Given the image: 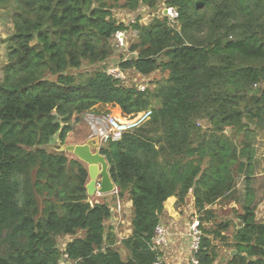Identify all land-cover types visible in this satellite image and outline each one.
Returning <instances> with one entry per match:
<instances>
[{"label": "trees", "instance_id": "obj_1", "mask_svg": "<svg viewBox=\"0 0 264 264\" xmlns=\"http://www.w3.org/2000/svg\"><path fill=\"white\" fill-rule=\"evenodd\" d=\"M8 2L16 12L0 80V264H154L164 256L152 247L170 197L176 208H195L201 238L194 257L213 264V241L225 239L229 223L203 224L215 221L211 207L234 193L237 174L245 193L237 253L226 264H264L248 139L251 127L264 130V0H126L132 10L159 11L128 25L102 0H0V7ZM117 31H131L130 56L112 67L141 77L161 70L162 82L141 91L109 74L111 66L67 72L103 62ZM98 104L127 115L151 110L141 127L100 148L118 187L111 202L125 196L130 203L118 225L107 195L88 200L82 161L46 149L54 137L65 144L71 121ZM227 129L245 141L238 146Z\"/></svg>", "mask_w": 264, "mask_h": 264}, {"label": "rangeland", "instance_id": "obj_2", "mask_svg": "<svg viewBox=\"0 0 264 264\" xmlns=\"http://www.w3.org/2000/svg\"><path fill=\"white\" fill-rule=\"evenodd\" d=\"M105 6L110 10L112 18L117 22H121L124 25H128L130 22H133L137 17H139V22L148 23L151 20L152 13H156V10L147 8L146 5L140 4L134 10L125 6L126 0H102ZM160 7V6H159ZM158 7V9H159ZM157 9V10H158ZM161 9V7H160ZM16 12V8L12 2H8L7 4L0 7V80L3 77V66L7 62V39L13 34V14ZM159 14V11L157 12ZM126 37L131 34L130 32H125ZM129 39V38H128ZM131 42L136 39H130ZM110 44L112 47V53L107 57L103 62H99L96 64H90L87 62H83L81 66L77 69H69L67 72L71 74L78 73L80 75H86L92 72L95 69L103 70L105 66H111L117 64L119 60H123L128 58L130 54H128L130 50V45L124 50H120L116 48L113 44V41L110 40ZM129 49V50H128ZM109 68V69H110ZM109 72V70H108ZM110 74V72H109ZM166 77V73L158 70L148 77H141L137 74H126L123 73V76L120 77L124 84L136 83L139 89H145L147 83H149L150 88H154L156 86V82H162ZM112 109L116 111H121L118 106H112L111 104H107V106H103L104 109H100L98 112H94L101 118V115L105 113L107 109ZM122 112V111H121ZM95 121H97L95 119ZM71 131L67 134L65 141H76L80 139H84L88 136V133H92L90 119L87 116L86 118H76L71 121ZM197 127L206 129L208 127L207 121H198ZM254 128L253 132H248L249 143L254 148L255 159L253 162L254 171L251 181L252 190L254 193V203H255V215L256 220L259 222H264V130H259L257 127ZM225 134L228 135L232 141L238 146L241 145L242 141H245V136L240 133L233 134L231 129H227ZM250 137V138H249ZM65 144L59 146V141L56 137H54L51 143L46 146L48 152H62L59 150L61 146H65ZM65 152V151H63ZM67 158L69 159H77L72 153L65 152ZM82 164L87 168V165L82 162ZM236 186L234 193L228 195V197H223L219 199L212 207L215 214V221L205 222L203 224L204 227L209 230H213L215 228V223H224L228 222V229L221 232L222 235L225 236L224 240L215 239L213 244L215 246L216 251V259L213 264H226L227 261L232 257V253L235 251L233 246V234L237 227H239V219L237 215L242 212L241 203L244 199L245 187H244V178L241 174H237L236 177ZM89 181V178L88 180ZM233 195V196H232ZM99 196H89V201L94 202L95 200L99 201ZM122 200L111 202L114 197L112 195H107L105 200L110 201V207L114 210L118 204L119 206L116 209V218L113 220H117L115 225L119 224V219L123 215L124 222L127 219V215L130 212V203L126 200L127 197L122 196ZM125 198V199H124ZM176 200V199H175ZM168 202V201H166ZM164 203V205L166 204ZM171 205L167 204L166 212L167 215L163 218V223L166 227L169 228L171 233V243L167 249L164 251V256L161 259L162 264H195L192 262L193 253L190 250V237H189V227L191 223L197 219V213L193 205L188 206L189 202H186L184 206H180V208L175 207V201H172ZM165 207V206H164ZM119 230V229H118ZM120 235V234H119ZM61 247L64 246V240H57V243ZM122 255V258H126V255L123 251H119Z\"/></svg>", "mask_w": 264, "mask_h": 264}, {"label": "built area", "instance_id": "obj_3", "mask_svg": "<svg viewBox=\"0 0 264 264\" xmlns=\"http://www.w3.org/2000/svg\"><path fill=\"white\" fill-rule=\"evenodd\" d=\"M163 13L169 15L170 19H174L177 17V12L173 8L164 9ZM126 38L127 37L124 31H117L114 34V39H113L114 46L116 48H119L120 50L125 49ZM109 72L111 75H113L116 78H120L123 76V72L117 67L110 68ZM143 90L144 89H142L141 91ZM150 115H151L150 109H146L128 115L124 114L121 111L107 109L105 113L101 115V118L95 113H86L84 118L88 116L90 119L92 133L91 134L89 133L90 134L89 137L97 136L99 138V143L102 146L103 144L108 142L118 141L125 133H131L134 130L138 129L148 121ZM95 119L97 121H95ZM117 191L118 190H116L114 193H116ZM189 237H190V250L193 253L192 262L198 264L197 259L194 257V254L197 252L199 248L200 238H201V231L199 229L198 219H195L191 223L189 227ZM170 243H171V233L166 228L165 224L161 223L158 226H156L152 249L156 248V249L165 250L169 247ZM64 258H66V255H64ZM59 264H67V263L66 261H61ZM154 264H162L161 259L158 258Z\"/></svg>", "mask_w": 264, "mask_h": 264}, {"label": "water", "instance_id": "obj_4", "mask_svg": "<svg viewBox=\"0 0 264 264\" xmlns=\"http://www.w3.org/2000/svg\"><path fill=\"white\" fill-rule=\"evenodd\" d=\"M101 145L97 136L89 137L81 144H66L59 148L60 151L70 152L87 165L89 181L85 185L88 196L108 195L118 190L112 182L108 163L100 154ZM234 251L231 255H235Z\"/></svg>", "mask_w": 264, "mask_h": 264}, {"label": "crops", "instance_id": "obj_5", "mask_svg": "<svg viewBox=\"0 0 264 264\" xmlns=\"http://www.w3.org/2000/svg\"><path fill=\"white\" fill-rule=\"evenodd\" d=\"M103 106H107V104L106 105L98 104V105L94 106L93 109L91 111H89L88 113L98 112V111H100V109H104ZM105 109H106V107H105ZM89 136H90V134L88 133V136H86L84 139H80V140H76V141H65V143L66 144H81V143L85 142L89 138ZM167 201L168 202H166V204L164 205L165 208L167 207V204L170 206L171 203H173L172 201H175V198L170 197ZM118 206H119V204H118ZM117 207H116V209H117ZM166 228L169 230L168 227H166Z\"/></svg>", "mask_w": 264, "mask_h": 264}]
</instances>
